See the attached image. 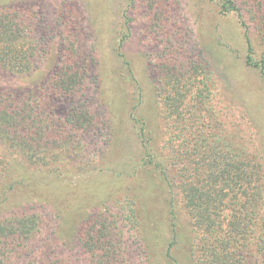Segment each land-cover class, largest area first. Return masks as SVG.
I'll use <instances>...</instances> for the list:
<instances>
[{"label": "rangeland", "instance_id": "374dc122", "mask_svg": "<svg viewBox=\"0 0 264 264\" xmlns=\"http://www.w3.org/2000/svg\"><path fill=\"white\" fill-rule=\"evenodd\" d=\"M231 2L0 0L13 14L40 18L33 30L49 42L38 70L0 73L7 96L38 83L46 94L68 57L84 73L72 103L83 116L59 127L60 145L36 147L41 159L33 161L0 137V225L32 230L5 242L0 264H88L81 235L99 214L119 233L127 264H175L172 256L193 264L181 166L192 171L204 147L192 153L195 139L208 136L264 169V0ZM245 30L257 66L247 63ZM202 68L208 91L190 106L197 123L177 148L165 134L162 100L173 98L170 82ZM173 199L181 202L175 237Z\"/></svg>", "mask_w": 264, "mask_h": 264}, {"label": "trees", "instance_id": "16d2710c", "mask_svg": "<svg viewBox=\"0 0 264 264\" xmlns=\"http://www.w3.org/2000/svg\"><path fill=\"white\" fill-rule=\"evenodd\" d=\"M228 9L237 11L234 3ZM39 20L0 7V73L31 74L40 68L48 53L49 42L33 30L40 26ZM244 34L248 45L247 63L257 66L259 63L252 61L253 46L248 30ZM69 54L74 55V50ZM68 59L52 73V85L46 94L37 91L40 83L26 94L14 90L12 97L0 88V137L15 149L23 147L33 161L41 159L35 154L36 147L40 146L39 150H42L54 147L51 144L60 145L62 142L57 140L62 137L64 129L59 127H63V123L80 122L83 116L82 110L72 103L73 97L82 89L78 86L77 76L84 73L81 72L82 66L74 67ZM66 64L71 67L67 72L64 71ZM204 71V68L192 70L184 78L177 77L170 82L173 98L164 96L162 100L165 134L177 148L182 144L185 147L186 136L191 134L190 129H195L197 115L193 117L189 108L198 100L199 92L208 89ZM62 112L64 117L60 114ZM197 130L199 132L200 127ZM200 142L204 147L192 158V171L181 166L188 183L183 191V204L197 242L195 248H190L193 264H264L263 167L253 164L250 158L235 156L203 134L195 139L192 153L201 147ZM2 161L0 158V167ZM179 169L176 168V172ZM180 203L174 199L171 202L174 237ZM105 219L104 214H99V218L91 217L81 235L82 246L89 254L88 264H127L119 233ZM31 232L21 221L10 226L1 224L0 263L3 262L1 257L5 258V242L10 238H29ZM175 243V239H171L169 253ZM172 258L175 264H180L176 257Z\"/></svg>", "mask_w": 264, "mask_h": 264}]
</instances>
